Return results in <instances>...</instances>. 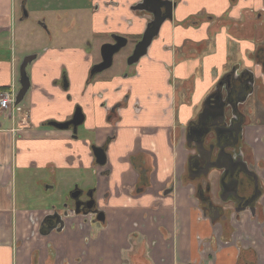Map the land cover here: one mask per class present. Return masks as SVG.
<instances>
[{"label": "crops", "instance_id": "obj_1", "mask_svg": "<svg viewBox=\"0 0 264 264\" xmlns=\"http://www.w3.org/2000/svg\"><path fill=\"white\" fill-rule=\"evenodd\" d=\"M121 1L106 26L127 33L136 28L134 35H141L150 15L131 8L141 0ZM173 1L172 18L137 65L136 77L92 79L93 58L70 31L22 54L14 31L22 19L16 1L0 0V93L16 98L21 63L38 54L27 66L31 86L23 100L29 109L25 114L13 102V126L0 122V264H264V222L244 213L233 229L212 225L180 179L187 123L219 80L237 69H251L262 80L246 140L256 156L264 150V119L257 120L264 116V0ZM62 38L73 44L62 46ZM119 105L118 114L111 113ZM78 106L85 121L77 136L49 125L68 121ZM7 111L0 108V114ZM110 138L108 162L98 165L92 145ZM139 166L149 173L140 187ZM18 168L38 176L47 190L73 188L80 183L70 175L87 172L81 184L94 190L105 225L41 233V218L57 207L18 202ZM259 174L264 181V168ZM173 179L174 190L164 192ZM225 230L230 238L222 236Z\"/></svg>", "mask_w": 264, "mask_h": 264}, {"label": "flooded vegetation", "instance_id": "obj_2", "mask_svg": "<svg viewBox=\"0 0 264 264\" xmlns=\"http://www.w3.org/2000/svg\"><path fill=\"white\" fill-rule=\"evenodd\" d=\"M56 1V7H63V9L68 12L82 7L80 8V10L93 8L95 12L108 11L110 13H113L115 12V7L117 8L119 7V5H122L121 0H87L80 4L78 3L79 0H68L71 1V3L70 5L67 4V6L62 4L61 2L63 1L61 0ZM144 1L145 0H141L140 2L132 5L131 8L138 12L137 9L139 7V4L143 3ZM161 1L164 3L167 0ZM171 1L174 3L173 0ZM39 5H42L44 11L52 10V0H44ZM39 5L38 10L40 9ZM27 6H29V0H25V8L22 9L21 12L23 16L24 11H27V14L25 13L24 17L28 18L31 11H28ZM174 7L175 5L173 6V9ZM149 9L154 10V5H150ZM163 10H166V6H164ZM108 18L109 17L106 16L105 22L108 20ZM110 19H113L111 15ZM168 19L171 18H167L166 20ZM153 20V17L149 18L147 27ZM41 25H44L43 21L41 22ZM146 30L147 28L138 38L137 44L142 40ZM160 31L158 35L154 37L150 46L152 45L153 41L159 36ZM119 36L125 37L127 39V44L114 54L113 63L115 56L123 48H125L129 42L126 36ZM51 39H53V37L48 38V40ZM106 43L115 44L116 41L114 37H112L111 41L105 42L103 44ZM137 44L126 59L127 64L130 66H137L142 58L148 55L150 46L147 49V53L143 55L136 63L129 64L128 59L133 55ZM90 55L92 56V54ZM92 58L93 63L90 69V78L94 79L98 77L99 74L104 72L102 71L97 72L93 75L91 74L94 66L100 64L103 61L101 49L100 59L97 61V58L95 56H92ZM260 62L264 64V59L261 58ZM112 65L110 66V68L112 67ZM245 70L254 74L251 69L245 68ZM235 72L236 71H233L232 73ZM262 73L264 74V71ZM135 75H138V71H136V73H134L131 77H135ZM228 75L229 73L225 74L221 80L224 81L225 78L228 77ZM125 77H128V74ZM221 80H219V82ZM245 80L249 81V90H252V93L246 96V100L244 102V105H241L239 114L237 113L233 115L229 108H225L224 118H222V114L219 111L222 101L230 102L232 99V102H234V99L236 100L235 97L231 99L230 97H228L227 99H225L224 95V98L221 97L220 100L219 98L216 99V104H213V102L211 101H207V97L214 94L215 89L217 88V86H219V82L213 88L214 91L212 90L201 102V105L199 106L198 110H196V114L194 115L193 119H191L187 123L185 128V149L187 157L180 177L181 182L185 184V186H191L193 195L197 200V206L205 215V217H207L209 222L212 225L227 224L230 227L232 226L231 229H233V224L242 222V215L244 213H246L250 220L255 218L260 223L264 222V205L262 202V198L264 196V181L259 174V170L261 168H264V160L259 159L256 156L253 146L246 140V123L248 122L249 118L252 117L251 114L253 113V111H258L257 91L260 90V84L262 86L263 84L262 80L256 77L255 74L254 77L253 75H250V77L248 76V78ZM63 82L64 86L67 83V87L65 86V88H68L69 83L66 75H64ZM233 82L240 85L238 80H233ZM220 90L221 88L219 87L218 91L220 92ZM215 98H217V96L213 97V99ZM77 108H81L82 113L84 114V110L82 107L78 106ZM120 109V105L118 107L115 106L111 113L118 114ZM8 117L10 116L8 115ZM72 118L73 116L69 120H71ZM261 119H264V116L258 117V122L261 121ZM116 124L117 122L115 121L113 123V128H116ZM79 126L76 130H74L73 126L65 130H72L73 135L77 136V130ZM111 141H113V138L108 139V141H106V143L102 145V147L105 149V154L107 157L105 165L108 162L107 153L108 146ZM93 146L98 145H92V152ZM137 170L139 174L138 187H140L148 179L149 173L147 167L139 166L137 167ZM174 180L175 179H173V182H171L172 184L168 186V188L165 189L164 192H172V188L174 190ZM79 187L75 186L71 191V194L75 190H81L82 194L79 199L83 203L76 206L75 201L71 198L70 194L69 201L64 202L62 207L51 210L47 215H44L41 218V233H64L69 228H71V230L80 228L87 230L93 225H105L107 215L106 212L98 206L94 190H86L82 187ZM89 193H92V195H89ZM92 200H94L95 202L92 203ZM76 210L79 212L78 214H76ZM96 210H99V213H95L94 211ZM100 213H104L103 220H100V218L98 219ZM61 222H63V225H60ZM58 229L60 230L57 231ZM226 231L227 230H225V234H223L222 236L224 237L226 235V238H230L232 233H227Z\"/></svg>", "mask_w": 264, "mask_h": 264}, {"label": "rangeland", "instance_id": "obj_3", "mask_svg": "<svg viewBox=\"0 0 264 264\" xmlns=\"http://www.w3.org/2000/svg\"><path fill=\"white\" fill-rule=\"evenodd\" d=\"M16 1V12L19 18L22 16L21 10L25 8V0H15ZM44 0H29V6H27L28 11L30 12L29 17L22 16V19L17 22V28L14 30L17 34L18 47L22 51V54L26 51L32 52L34 49H25L29 47H36L37 49L46 48L48 45H52L48 40L50 37L63 36V33L69 32L68 35H76L81 38L79 44L85 47L92 56L97 58V61L100 59V49L103 43L111 41V38L114 35H124L128 38V45L123 48L114 59V63L111 68L104 70L103 73L99 74L98 77H107L115 78L120 77L123 79H133L131 76L136 73L139 68L136 65H128L126 62L127 56L132 52L135 45L138 42L140 35H134L135 29L132 28L130 33L126 31H120L117 28L112 31L109 29V26L113 19H110V15H114L108 11L95 12L93 8H88L86 10H80L76 8L75 10L68 12L63 9V7H56L57 1L52 0V10L44 11L42 5H39ZM62 4L66 5L71 3L68 0H61ZM87 0H79L78 3L85 2ZM21 3V7H20ZM23 5V8H22ZM38 5L40 9L38 10ZM21 9V10H20ZM108 16V20L105 22V18ZM95 18V21L92 19ZM44 22V25H41V22ZM102 23L100 24V22ZM104 24V25H103ZM122 24V22H121ZM128 25V21L125 22ZM131 24L134 25L131 21ZM101 29V30H100ZM109 29V30H108ZM63 32V33H62ZM37 36V40L36 37ZM48 37V38H47ZM37 41V42H36ZM57 42L54 43L57 46ZM73 42L69 41L68 38H62L61 45L68 46L72 45ZM128 74V77H125ZM136 77V75H135ZM28 92V91H27ZM25 99L21 102L19 107L29 109V106H25ZM11 117H13V111L10 107L9 109ZM6 113L0 114V122L3 123L4 127L10 128L13 126L11 117H6ZM258 157L264 156V150L260 149L257 152ZM25 170V169H24ZM14 178L17 186L18 192V202H24L25 205L33 209L44 208L46 206L60 208L63 206V203L69 201L71 191L73 188L62 185L61 187L53 188L51 190L44 189L43 185L37 183V177L35 175H30L29 173L21 170L20 168L14 169ZM35 173V172H34ZM28 176H31V180L27 179ZM79 182V186L85 188L84 180L87 177V172L83 171L81 175H70ZM75 182L73 184H75ZM79 187L78 185H76ZM79 187V188H80ZM22 195L23 198H22ZM67 231H72L69 228Z\"/></svg>", "mask_w": 264, "mask_h": 264}, {"label": "water", "instance_id": "obj_4", "mask_svg": "<svg viewBox=\"0 0 264 264\" xmlns=\"http://www.w3.org/2000/svg\"><path fill=\"white\" fill-rule=\"evenodd\" d=\"M154 5V10H150L149 6ZM175 4L171 0H167L166 2H162L161 0H145L143 3L139 4V7L137 10L140 11H146L147 13H150V17H153L154 20L149 24L147 27V30L145 31L142 40L137 44L134 53L131 57L128 59L129 64H134L136 63L143 55L147 53V49L150 46L152 40L154 37H156L160 31L161 25L167 18H172V10L173 6ZM164 6H166V10L164 9ZM27 14V11H24ZM116 43H106L102 45L101 48V53H102V58L103 61L94 66V68L91 71V74H95L97 72H102L108 68L113 63V57L116 52H118L122 47H124L127 44V39L123 36L115 35L113 36ZM38 57L37 53L27 55L24 57L21 66H20V84L21 88L17 92V96L15 98V104L18 105L22 102L26 92L29 90L31 84H30V78L27 73V66L33 62L36 58ZM250 75H253V73L247 72L245 69H237L235 73H231L228 75V77L225 78L224 81L219 82V86L214 91V94L210 95L207 97V101L213 102V104H216L217 100L222 97L227 99L228 97L233 98L235 97L236 100L234 99V102L231 101L226 102L222 101L220 104V113L222 114V118H224L225 114V108H229L231 110V113L233 115L239 114V110L241 109V105H244V102L246 100V96L248 94L252 93V90H249V81L245 80L250 77ZM233 80H238L240 85L236 84L233 82ZM244 80V81H241ZM247 82V83H246ZM252 82V81H250ZM243 83V85H242ZM252 84V83H251ZM67 87V83L65 85ZM219 87L221 88L220 92ZM218 89V90H217ZM222 93V94H221ZM217 96V98L213 99V97ZM213 101H212V100ZM85 116L82 113L81 108H77L76 113L73 115V118L69 121L66 122H49L50 126H53L58 129H69L70 127L73 126L74 130L77 129L79 125H81L84 122ZM93 153L96 159L97 164L99 165H105L107 161V157L105 154V149L102 146H93ZM82 191L81 190H75L71 194V198L75 201V205L78 206L82 204L83 202L79 199L81 196ZM89 195H92V193H89ZM95 201L92 200V203ZM76 214L79 212L76 210ZM95 213H99V210L94 211ZM104 213H100V220H103ZM60 225H63V222L60 223ZM58 229L57 231H59Z\"/></svg>", "mask_w": 264, "mask_h": 264}, {"label": "built area", "instance_id": "obj_5", "mask_svg": "<svg viewBox=\"0 0 264 264\" xmlns=\"http://www.w3.org/2000/svg\"><path fill=\"white\" fill-rule=\"evenodd\" d=\"M15 102V94L11 91L0 93V108L9 109L12 103Z\"/></svg>", "mask_w": 264, "mask_h": 264}, {"label": "trees", "instance_id": "obj_6", "mask_svg": "<svg viewBox=\"0 0 264 264\" xmlns=\"http://www.w3.org/2000/svg\"><path fill=\"white\" fill-rule=\"evenodd\" d=\"M4 89H5V88H3V87L1 88V87H0V90H4Z\"/></svg>", "mask_w": 264, "mask_h": 264}]
</instances>
